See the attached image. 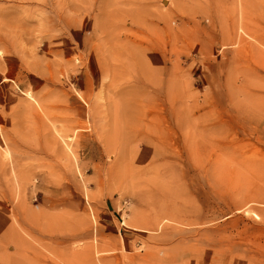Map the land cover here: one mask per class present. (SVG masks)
<instances>
[{"label": "rangeland", "instance_id": "rangeland-1", "mask_svg": "<svg viewBox=\"0 0 264 264\" xmlns=\"http://www.w3.org/2000/svg\"><path fill=\"white\" fill-rule=\"evenodd\" d=\"M0 264H264V0H0Z\"/></svg>", "mask_w": 264, "mask_h": 264}, {"label": "crops", "instance_id": "crops-1", "mask_svg": "<svg viewBox=\"0 0 264 264\" xmlns=\"http://www.w3.org/2000/svg\"><path fill=\"white\" fill-rule=\"evenodd\" d=\"M127 235H129V234H127ZM122 242H123V246H124L125 249L127 248V244L131 245V240L128 241V239L126 240L123 236H122Z\"/></svg>", "mask_w": 264, "mask_h": 264}, {"label": "bare ground", "instance_id": "bare-ground-1", "mask_svg": "<svg viewBox=\"0 0 264 264\" xmlns=\"http://www.w3.org/2000/svg\"><path fill=\"white\" fill-rule=\"evenodd\" d=\"M108 14V13H107ZM110 15V14H109Z\"/></svg>", "mask_w": 264, "mask_h": 264}]
</instances>
